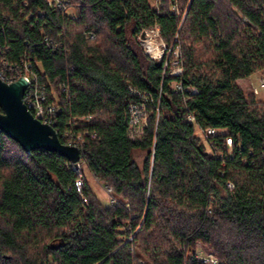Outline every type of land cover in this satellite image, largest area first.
I'll list each match as a JSON object with an SVG mask.
<instances>
[{
    "label": "trees",
    "instance_id": "16d2710c",
    "mask_svg": "<svg viewBox=\"0 0 264 264\" xmlns=\"http://www.w3.org/2000/svg\"><path fill=\"white\" fill-rule=\"evenodd\" d=\"M60 1L0 0V76L29 64L60 142L81 141L76 172L0 131V264H209L198 242L264 264V101L236 82L264 69V0ZM155 28L159 60L138 40Z\"/></svg>",
    "mask_w": 264,
    "mask_h": 264
},
{
    "label": "water",
    "instance_id": "95a60500",
    "mask_svg": "<svg viewBox=\"0 0 264 264\" xmlns=\"http://www.w3.org/2000/svg\"><path fill=\"white\" fill-rule=\"evenodd\" d=\"M146 30L140 33L145 38ZM28 87L24 77L7 83L0 78V131L17 142L27 153L45 150L77 165L80 150L60 142L53 126L36 118L23 102Z\"/></svg>",
    "mask_w": 264,
    "mask_h": 264
},
{
    "label": "built area",
    "instance_id": "2783aa9c",
    "mask_svg": "<svg viewBox=\"0 0 264 264\" xmlns=\"http://www.w3.org/2000/svg\"><path fill=\"white\" fill-rule=\"evenodd\" d=\"M47 1H48V3L55 4L58 7H62L63 6V4L61 3L60 0H47ZM155 1H158V0H155ZM148 31H152V30H146L145 38H140V35H139L138 40L140 41L144 52L150 58L154 59L151 55H149L147 53L146 47H145V45L143 43V40L146 39V37H147ZM155 31H156V33L158 35V29L157 28H155ZM29 69H30V65L26 64L24 66V70L28 73ZM27 73H26V75L21 76V77H24L27 80V82H28V87H27V89L25 91V94L23 96V102L26 105L27 109L35 117H36V115L37 116H41L42 117V120H41L42 122H45V123H48L49 125H51V120L54 117V115L57 113V109H56V107L54 105L45 104L46 98H45V94H44L43 90L41 88H39V86L36 84L35 78L33 76H31V75H28ZM179 73H180V69H179L177 74H179ZM0 78L3 80V78L1 76H0ZM15 80L16 79H12L10 81L7 80L5 82L10 83V82H13ZM262 88H264V81L263 80H259L258 81V86L253 89V92L255 94H257L259 92V89H262ZM132 108H133L132 109L133 110L132 116L134 117L133 121H132L133 127L134 128L140 127L142 121H140V122L138 121V118L135 115L136 112H134V110L137 109V107H132ZM188 119H189V121H194V118L192 116H190ZM201 133L203 134L204 137H206V136L217 135L219 133H223V131H222V129H218V128H208L206 130H201ZM69 142H70L68 144L69 146H74V147L80 148L79 145H80L81 141L79 139H77L76 141L73 140V142L70 140ZM231 144H232L231 143V139L230 138H226V145L230 147ZM71 165H72V168H73L74 171L79 172V163L77 165H74V164L71 163ZM81 183H82V177H79L76 180V182H75L76 187H77L78 190L80 189ZM227 187L229 189H231L233 186H232L231 183H228ZM106 191H107L108 194L110 193L109 189H106ZM110 202H112L111 199H110ZM197 257L199 259L203 260L204 262L209 263V264H216V262H217L216 257L212 253H206L204 256L198 255Z\"/></svg>",
    "mask_w": 264,
    "mask_h": 264
},
{
    "label": "rangeland",
    "instance_id": "374dc122",
    "mask_svg": "<svg viewBox=\"0 0 264 264\" xmlns=\"http://www.w3.org/2000/svg\"><path fill=\"white\" fill-rule=\"evenodd\" d=\"M151 30L155 31V29L154 30L151 29ZM147 36H148V34H147ZM156 43L158 44L160 51H159V54L153 58L156 60H159L163 56L164 51L166 50V46L163 45L164 43L162 42L161 38L159 37V34H158V39H157ZM173 55L175 57H177L179 55L177 49H175L173 51ZM173 65L175 66V62H173ZM179 69L180 68H178V67H174L171 70V74H177ZM259 80L264 81V69L253 73L249 77L239 79L236 82L239 85V87L243 90L245 95H252L256 100L264 101V88L259 89V92L257 94H255L253 92V89L258 86ZM142 123H144V122L142 121ZM141 127L132 128L131 133H130L132 138H134V139H140L141 138V135H142ZM222 131H223V133L225 132V130H223V129H222ZM196 132L198 135H200L201 137L204 138L203 134L201 133V130L196 129ZM135 157H136L138 162H141L142 157H143V153L137 151L135 153ZM83 175L87 179V182H88L92 192L96 196L97 200L101 204H103L104 206H107L110 202V196L107 193L106 189H104V187L102 185H100L85 169L83 170ZM196 252L200 256H204L206 253H212L213 254V252L211 250L207 249L200 242H198L196 244Z\"/></svg>",
    "mask_w": 264,
    "mask_h": 264
},
{
    "label": "bare ground",
    "instance_id": "6f19581e",
    "mask_svg": "<svg viewBox=\"0 0 264 264\" xmlns=\"http://www.w3.org/2000/svg\"><path fill=\"white\" fill-rule=\"evenodd\" d=\"M158 35L155 31H149L146 39L143 40V43L146 47L147 53L152 57H155L159 54V47L156 43Z\"/></svg>",
    "mask_w": 264,
    "mask_h": 264
}]
</instances>
